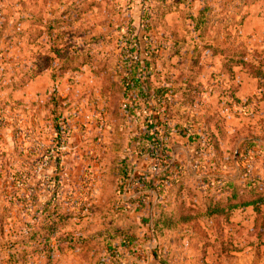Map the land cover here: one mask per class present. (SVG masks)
Wrapping results in <instances>:
<instances>
[{"label": "rangeland", "instance_id": "rangeland-1", "mask_svg": "<svg viewBox=\"0 0 264 264\" xmlns=\"http://www.w3.org/2000/svg\"><path fill=\"white\" fill-rule=\"evenodd\" d=\"M258 200L264 0H0V264H264Z\"/></svg>", "mask_w": 264, "mask_h": 264}, {"label": "trees", "instance_id": "trees-1", "mask_svg": "<svg viewBox=\"0 0 264 264\" xmlns=\"http://www.w3.org/2000/svg\"><path fill=\"white\" fill-rule=\"evenodd\" d=\"M262 205H264V200H258V201H256V202H250V203H244V204H242L241 205V207H249V206H252V207H254V211H256V212H260V207L262 206ZM124 244H126L125 246H124V248L126 249L125 251H127V252H131V253H134V252H136V247H133L132 246V244L133 243H124ZM117 252V253H116ZM118 251H112L111 252V256H113L112 257V259H114V257H117L118 255ZM119 254H120V252H119ZM103 263H107V264H111V263H108L107 261H103ZM112 264H121V263H112Z\"/></svg>", "mask_w": 264, "mask_h": 264}, {"label": "built area", "instance_id": "built-area-1", "mask_svg": "<svg viewBox=\"0 0 264 264\" xmlns=\"http://www.w3.org/2000/svg\"><path fill=\"white\" fill-rule=\"evenodd\" d=\"M248 153V152H247ZM246 164H248V160L246 161ZM246 166H248L249 167V165H246ZM102 264H107V263H102Z\"/></svg>", "mask_w": 264, "mask_h": 264}]
</instances>
